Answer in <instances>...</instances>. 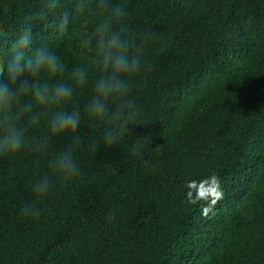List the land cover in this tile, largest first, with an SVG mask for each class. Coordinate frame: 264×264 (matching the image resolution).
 <instances>
[{
    "label": "trees",
    "instance_id": "trees-1",
    "mask_svg": "<svg viewBox=\"0 0 264 264\" xmlns=\"http://www.w3.org/2000/svg\"><path fill=\"white\" fill-rule=\"evenodd\" d=\"M76 3L61 0L57 13L72 24L59 33L36 21L43 0H0L9 34L0 49L10 53L32 22L29 54L47 43L70 82L90 55L78 33L95 23H85ZM112 3L125 9L119 27L142 60L129 93L137 125L105 145L112 125L93 123L84 110L93 76L74 96L75 133L33 150L48 134L50 116L42 117L26 131L33 146L0 154V264H264V0ZM146 29L154 36L143 44ZM133 143L145 145L141 153ZM69 147L80 175L61 184L49 164ZM45 175L52 186L37 201L32 187ZM212 176L222 192L215 202L187 187ZM33 203L39 215H22Z\"/></svg>",
    "mask_w": 264,
    "mask_h": 264
},
{
    "label": "clouds",
    "instance_id": "clouds-1",
    "mask_svg": "<svg viewBox=\"0 0 264 264\" xmlns=\"http://www.w3.org/2000/svg\"><path fill=\"white\" fill-rule=\"evenodd\" d=\"M60 5L61 0H43L36 21L45 28L54 26L59 33L67 31L72 20L69 21L68 13L62 17L58 15ZM75 12L86 17L85 23H95L91 33H78L80 49L87 50L90 55L84 63L71 69L70 82L62 79L67 65L47 43L29 54L32 22L22 25L10 53L6 55L0 49V154L17 153L22 147L33 146L27 140L26 131L42 117L50 116L48 134L34 143L33 150L44 151L53 139L75 133L81 122V109L74 105V96L93 76V95L84 110L93 123L107 120L112 125L105 130V145L116 144L129 133L128 125H137L140 109L129 93L131 77L141 70L142 60L138 54L131 53L134 44L119 27L126 15L125 9L113 4L112 0H98L95 5L91 0H77ZM0 14L7 15V7H3ZM153 36L152 31L146 29L141 34L142 43L147 44ZM8 38V32L0 24V41ZM70 104H73L71 108ZM78 141V137L73 138V145ZM132 147L135 153H141L145 145L133 143ZM74 151L69 147L50 161L52 176L61 184L80 175ZM51 180L52 177L45 175L34 182L32 191L37 201L48 195ZM187 187L196 191L198 199L211 196L215 202L222 197L215 176L199 183L191 181ZM192 195L189 191V199ZM21 214L37 217L39 209L33 203L22 208Z\"/></svg>",
    "mask_w": 264,
    "mask_h": 264
}]
</instances>
